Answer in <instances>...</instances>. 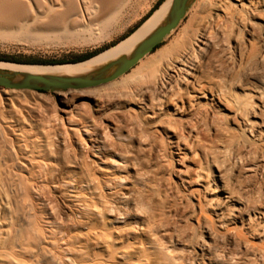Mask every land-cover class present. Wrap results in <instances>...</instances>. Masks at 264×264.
Here are the masks:
<instances>
[{"label": "rangeland", "instance_id": "obj_1", "mask_svg": "<svg viewBox=\"0 0 264 264\" xmlns=\"http://www.w3.org/2000/svg\"><path fill=\"white\" fill-rule=\"evenodd\" d=\"M163 1L125 0L121 7L107 15L97 8L89 25L91 31L82 24L73 33L76 39L71 42L72 34L54 41L25 35L0 37V61L70 62L82 55L97 54L134 31ZM207 1L205 28L217 44L212 49L214 51L211 50L215 55L210 52L205 54L203 50L195 48L193 54L197 62V78L204 84L207 80L216 83L228 80L232 84L227 89L233 95L251 94L253 101L247 117L232 115V112L222 110L215 101L200 94L185 93L184 85L188 84L190 75L183 74L182 80H173L165 92L159 84L162 72L172 73L171 69L165 67L166 62L202 22L203 13L196 5L199 0L191 2L176 28L151 53L141 58L128 72L114 79L117 86L120 83L126 85L128 82L123 81L139 71L135 82L128 83V86L120 85L118 88L121 90L118 89L114 93L116 95L85 98L69 94L61 103L55 91L12 89L13 97L16 106L33 110V117L25 115L28 120L21 124L24 128L22 134L34 143L43 171L55 176L48 188L52 189L53 203L61 207L56 215L66 217L78 212L80 203L72 197L71 189L80 186L77 189L81 190V196H91L99 205L91 211L95 213L102 208L104 219L109 223H120L123 213L137 212L136 206L140 199L145 202V208L140 207L142 210L157 208L162 200L165 201L164 210L170 214V219L177 218L174 221L190 227L194 224V217L190 213L197 194L192 195L189 189L209 181V188L201 192L205 196L206 214L212 220H206L205 217V228L211 223L215 230L222 231L212 209L219 185L223 183L233 187L235 198L258 215L249 221L244 216L243 223L238 221L236 229L229 232V235L239 232L250 250L237 248L221 237L208 235L205 230V259L202 264H233L236 260L238 264H264V162L261 159H264V154L261 145H254L257 143L251 146L238 143L242 127L250 125H253V134L254 131L263 132L259 139L264 140V123L260 125L259 120H255L258 119L256 116L260 106L254 95L260 89L264 92V59L260 65L246 63L256 50H263L264 47L258 34L253 37L244 35V25H254L242 19V13L241 17L232 9L209 10L206 8ZM249 20L253 23L257 21L255 18ZM238 29L242 31L245 41L241 47L245 45L236 50L233 38ZM243 71L252 77L243 78ZM253 74H256L255 78ZM3 90L8 89L0 87V96ZM0 120L4 121L2 118ZM245 133L248 134V131ZM17 134L14 136L20 137ZM50 143L54 144L55 153L50 152ZM3 159L0 157V162H4ZM84 162L100 181L96 189L92 186V191L86 189L87 180H78V176L81 177L83 173L80 170ZM260 211L263 217L258 213ZM117 213L123 215L113 222ZM39 215L44 217L43 213ZM93 217L99 220L95 214ZM181 244L176 245V250L180 251ZM79 246V243L73 245L77 253ZM88 248L91 251L94 249L93 241H89ZM257 248L262 249L261 252ZM1 263L10 264L0 258Z\"/></svg>", "mask_w": 264, "mask_h": 264}, {"label": "bare ground", "instance_id": "obj_2", "mask_svg": "<svg viewBox=\"0 0 264 264\" xmlns=\"http://www.w3.org/2000/svg\"><path fill=\"white\" fill-rule=\"evenodd\" d=\"M124 1L0 0V37H22L25 35L32 36L35 39L41 37L45 41H54L72 34L71 42L76 37V34L73 33L82 24L87 30L91 31L89 25L93 21L97 8L102 14L107 15V13L121 7ZM170 3L171 0L161 2L129 35L87 59L62 64L0 61V70L52 73L64 76L93 73L111 61L122 56H128L141 40L165 20ZM196 5L203 13L202 22L166 62L165 67L171 69L172 73L163 74L162 72V81L159 79V84L165 92L166 89L171 87L173 80L179 81V78L182 80L183 74L190 75L191 79L188 84L185 83L184 85L185 93L200 94L201 97H207L208 100L215 101L222 110L232 112V115L239 114L242 117H247L252 106L251 100L253 101L250 93V96H236L227 89L231 87V81L228 82L227 80L226 82L219 79L220 81L218 80L219 82L216 83L213 80L216 83L214 85L211 84L214 82H208V80L204 84L197 78V62L193 54L195 48L203 50L207 54L214 51L212 49L217 43L210 37L209 31L205 28V0H199ZM206 8L213 11L220 8L236 10L239 15L243 14L244 18L242 19L252 23L253 21L249 19L255 18L257 21L251 23L254 26H249L250 23L244 25V23L242 31L248 37L258 34L264 47V0H208ZM213 14L215 15V13ZM242 31L238 29L233 38V47L236 50L242 49L245 45L241 47L245 42L241 35L243 34ZM36 41H40V39ZM263 53L264 49L256 50L254 55H251L252 58L248 59L246 63L259 64L263 62ZM138 75L139 71H136L128 76L123 83L131 82L133 84ZM255 75L253 74L254 78ZM249 76L251 74L243 71V78ZM122 85L126 86L125 83ZM119 86L116 85L115 80H112L94 87L55 90V93L58 100L64 103L69 94L85 98L104 97L117 93V90L120 89ZM260 90L254 94L260 106V112L256 116L258 119L255 120H259L258 123L262 125L264 123V92ZM112 98L110 99L112 100ZM21 102L24 103V101ZM16 105L13 90H3V94L0 96V118L4 119L2 122L0 120V157L4 158V162H0V258L6 259L10 264H124L125 262H131V264H202L203 259H205V230L208 235L221 237L236 245L237 248L243 247L250 250L245 246V241L239 232L235 231L232 235H229V232L236 229L235 226L238 221L243 223L244 216L249 221L250 218H256L258 215L255 211L253 212L247 208L246 205L244 206L238 198H235L233 187L223 183L219 185L217 200H215L214 209H212L213 215L219 222L220 226L218 227L222 228V231L215 230L211 223L210 226L207 224L205 228L207 218L210 221L212 220L206 214L205 196H202L201 192L209 188V181L199 185L200 187L189 189V193L192 195L193 193L197 194V197H194L196 203L192 206L190 213L194 217V224L190 227L174 221L177 218L170 219V214L164 210L166 208L165 201L162 200L157 208L150 209L147 207L142 210L140 207L145 202L143 203L140 199L136 206L137 212L130 211L123 213L124 215L117 213L113 222L119 220L117 218L122 215L123 220L120 223H109L104 219L102 208L95 213L91 211L98 208L99 205L91 196L89 198L82 197L81 190L77 189L80 186H74L76 189H71V192H73L72 197L78 201L77 203H80L78 212L69 214L66 217L56 215L61 207L59 208V204L55 205L53 203L52 189H49L48 186L50 181L55 180V176L43 171V166L34 150V143L27 140L25 135L22 134L24 128L21 124L28 118L33 117V110H23ZM227 105H230V107ZM242 128L238 143L244 146L257 143L254 145H261L262 154H264V140L259 139L262 131L259 130L256 133L254 131L253 134V125ZM245 131H248V134ZM15 133H18L17 135L20 137H15ZM99 142L101 141L99 140ZM50 146V152L55 153L54 144L50 143ZM261 159L264 162V159ZM258 165L260 166V164ZM262 167L261 169H263ZM81 168L80 171L83 173H81V177L78 176L79 182L87 180V190L92 191V186L93 189L99 187L100 181H98V177L89 165L84 162ZM210 199H213V197ZM170 206L167 205V207ZM112 210L110 209V211ZM42 213L44 217L39 215ZM92 213L98 216L99 220L94 218ZM258 213L263 217L262 211ZM89 241H93L94 244L92 251L88 248ZM76 243L80 245L77 250L78 253L73 248ZM177 244L182 245L180 251L176 250ZM234 263L236 264L237 260Z\"/></svg>", "mask_w": 264, "mask_h": 264}, {"label": "water", "instance_id": "obj_3", "mask_svg": "<svg viewBox=\"0 0 264 264\" xmlns=\"http://www.w3.org/2000/svg\"><path fill=\"white\" fill-rule=\"evenodd\" d=\"M192 1L171 0L165 20L141 40L128 56L111 61L93 73L64 76L52 73L0 70V87L15 90L55 91L94 87L112 81L128 72L146 54L151 53L176 28ZM31 63L62 64L64 62Z\"/></svg>", "mask_w": 264, "mask_h": 264}, {"label": "trees", "instance_id": "obj_4", "mask_svg": "<svg viewBox=\"0 0 264 264\" xmlns=\"http://www.w3.org/2000/svg\"><path fill=\"white\" fill-rule=\"evenodd\" d=\"M156 9V8H155ZM158 46V45H157ZM156 46V47H157ZM155 47V48H156ZM154 48V49H155ZM95 55V54H94ZM91 56H93V54L92 53H90V54H86V55H82V56H80V57H78V58H76V59H74V60H71L70 62H75V61H80V60H84V59H87V58H89V57H91ZM31 62H35V61H31ZM38 62V61H37ZM40 62V61H39ZM44 62H68V61H65V60H52V61H44Z\"/></svg>", "mask_w": 264, "mask_h": 264}]
</instances>
